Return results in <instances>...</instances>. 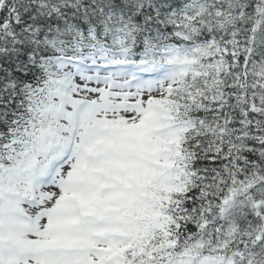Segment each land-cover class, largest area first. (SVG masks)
I'll return each mask as SVG.
<instances>
[{
	"label": "snow or ice",
	"instance_id": "6c2138e0",
	"mask_svg": "<svg viewBox=\"0 0 264 264\" xmlns=\"http://www.w3.org/2000/svg\"><path fill=\"white\" fill-rule=\"evenodd\" d=\"M0 264H264V0H0Z\"/></svg>",
	"mask_w": 264,
	"mask_h": 264
}]
</instances>
